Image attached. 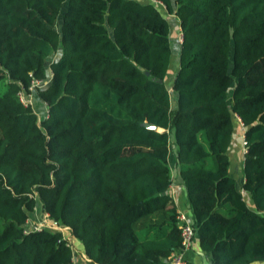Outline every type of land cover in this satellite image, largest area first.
<instances>
[{"label":"trees","instance_id":"16d2710c","mask_svg":"<svg viewBox=\"0 0 264 264\" xmlns=\"http://www.w3.org/2000/svg\"><path fill=\"white\" fill-rule=\"evenodd\" d=\"M152 1L0 0V264H73L70 239L27 227L38 203L91 264L167 263L173 148L210 263L264 264V0Z\"/></svg>","mask_w":264,"mask_h":264},{"label":"crops","instance_id":"0c3cea01","mask_svg":"<svg viewBox=\"0 0 264 264\" xmlns=\"http://www.w3.org/2000/svg\"><path fill=\"white\" fill-rule=\"evenodd\" d=\"M137 2H139L140 4H144V5H155V6H160V3L152 1V0H136ZM162 6V5H161ZM163 7V6H162ZM164 8V7H163ZM167 19L169 21H171L172 27L170 29V41L171 44L172 42H176L179 45L181 44L180 40H181V32H180V28H179V24L178 21L175 19V16H167ZM179 36V41L177 42ZM179 47V46H178ZM175 60H172L171 63V67L169 70V74L168 77L166 79V82L168 84V86L170 87L173 79H174V74L178 69V65L176 64L177 59L176 57L174 58ZM173 95V93L171 94V96ZM31 99H30V98ZM26 99L28 100L30 106L32 107V109L34 110V112L36 113L38 120H42L43 118H45V104L42 103L41 101H39L37 99V97L35 95H27ZM173 105V103H172ZM43 107V114L41 115L38 111L37 108H41ZM239 135H240V141L243 142V131L241 132V130H238ZM231 151H229V157H230V175L232 177H234L236 180H239V184L237 185V189L239 191H241L242 189V184H243V175H242V169H243V155L245 153V149L243 147L242 153L240 158L238 159L236 154H230ZM169 162V160H168ZM172 162H175V153H174V159H172ZM172 172V170H171ZM237 175V178H236ZM173 178V184L172 186L169 188V193L173 198V201L175 203V205L177 206L178 212L184 213L189 220L192 222V214H191V209L187 203V199H186V193H185V189L183 186V183L178 175V171L175 170L174 171V175H172ZM244 198L247 199V195H244ZM36 217V216H35ZM74 244V242H72ZM77 243H79L77 241ZM187 259V264H211L209 261V258L203 253V251L200 248L199 245V241L197 236L195 235V240H194V244H193V248L192 250L187 254L186 256ZM72 263L73 264H91V262L86 258L85 254H84V248L82 246V244H78V246L76 247V249L74 250V248L72 249ZM161 264H166V261L161 262ZM259 264V263H256Z\"/></svg>","mask_w":264,"mask_h":264},{"label":"built area","instance_id":"2783aa9c","mask_svg":"<svg viewBox=\"0 0 264 264\" xmlns=\"http://www.w3.org/2000/svg\"><path fill=\"white\" fill-rule=\"evenodd\" d=\"M182 42V39L180 40ZM50 82V79L47 80H34L29 88L31 92L35 91L36 89H43L44 87H47ZM19 101L24 105L28 106L30 105L28 100L26 99L25 93L23 91H20L18 93ZM45 117L48 116V110L45 105ZM243 144L245 146V142L243 141ZM37 212V210H36ZM44 221L41 223V226H34L32 227L36 231H40L42 229H46L49 231H56L60 232L63 235V238H67L65 234L68 232L67 229L58 227L54 222H52L47 214H44ZM177 220L179 223V229H180V237H181V246L179 249L174 250L169 258L167 259L166 264H187L186 256L187 254L192 250L194 240H195V233L193 229L192 222L189 220V218L184 213H179L177 216ZM69 247L72 251V245L68 243Z\"/></svg>","mask_w":264,"mask_h":264},{"label":"rangeland","instance_id":"374dc122","mask_svg":"<svg viewBox=\"0 0 264 264\" xmlns=\"http://www.w3.org/2000/svg\"><path fill=\"white\" fill-rule=\"evenodd\" d=\"M178 41H179V36H178L177 42ZM52 59H56V56L54 55ZM37 111L42 115L43 114V107L37 108ZM243 147H244V144H243L242 141H240L239 132L236 130L235 135H234V138H233V141H232V147L230 149V151H231L230 154L231 155L232 154H236L237 157H238V159H239L240 156H241ZM172 150H175V149L173 148L170 151L169 164H170V168L172 170L171 174L174 175V171L176 169L174 168V163L172 162V159H174V153H173ZM236 178H237V175H236ZM237 184H239V180L238 179H237ZM36 209H37V212L35 210L34 213H32V214L29 215V216H31V219L33 221H31L30 225H28L27 227H33V224H35L36 227L41 226V223L44 221V216H43V214L41 212L39 203L36 204ZM65 236H67V239L68 240L70 239L69 243L72 245V248H74V250H75L79 243H77L76 240L71 239V237H70V235H69L68 232L65 234ZM72 242H74V244Z\"/></svg>","mask_w":264,"mask_h":264},{"label":"water","instance_id":"95a60500","mask_svg":"<svg viewBox=\"0 0 264 264\" xmlns=\"http://www.w3.org/2000/svg\"><path fill=\"white\" fill-rule=\"evenodd\" d=\"M145 126H147L148 128H151L152 130H156V128L153 126H149V125H145Z\"/></svg>","mask_w":264,"mask_h":264},{"label":"clouds","instance_id":"9594fccd","mask_svg":"<svg viewBox=\"0 0 264 264\" xmlns=\"http://www.w3.org/2000/svg\"><path fill=\"white\" fill-rule=\"evenodd\" d=\"M46 118V117H45Z\"/></svg>","mask_w":264,"mask_h":264}]
</instances>
